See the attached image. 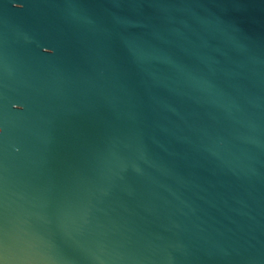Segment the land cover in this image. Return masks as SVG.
Listing matches in <instances>:
<instances>
[{
    "label": "water",
    "instance_id": "water-1",
    "mask_svg": "<svg viewBox=\"0 0 264 264\" xmlns=\"http://www.w3.org/2000/svg\"><path fill=\"white\" fill-rule=\"evenodd\" d=\"M0 260L264 264V0H0Z\"/></svg>",
    "mask_w": 264,
    "mask_h": 264
},
{
    "label": "clouds",
    "instance_id": "clouds-1",
    "mask_svg": "<svg viewBox=\"0 0 264 264\" xmlns=\"http://www.w3.org/2000/svg\"><path fill=\"white\" fill-rule=\"evenodd\" d=\"M0 264H6V261L0 260Z\"/></svg>",
    "mask_w": 264,
    "mask_h": 264
}]
</instances>
